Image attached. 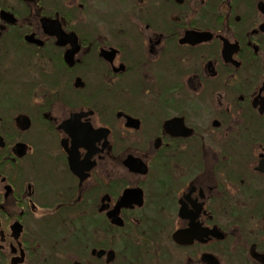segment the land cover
<instances>
[{
	"label": "flooded vegetation",
	"instance_id": "1",
	"mask_svg": "<svg viewBox=\"0 0 264 264\" xmlns=\"http://www.w3.org/2000/svg\"><path fill=\"white\" fill-rule=\"evenodd\" d=\"M0 264H264V0H0Z\"/></svg>",
	"mask_w": 264,
	"mask_h": 264
},
{
	"label": "water",
	"instance_id": "2",
	"mask_svg": "<svg viewBox=\"0 0 264 264\" xmlns=\"http://www.w3.org/2000/svg\"><path fill=\"white\" fill-rule=\"evenodd\" d=\"M126 196L123 197L122 203H125L126 200ZM110 217H114L113 219V223L118 224V225H122L123 222L120 218H117V215H115L114 213L110 214Z\"/></svg>",
	"mask_w": 264,
	"mask_h": 264
}]
</instances>
